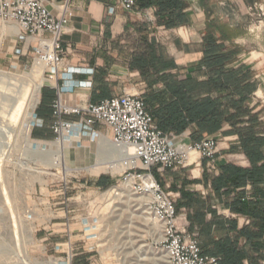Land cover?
I'll return each instance as SVG.
<instances>
[{
	"label": "crops",
	"instance_id": "obj_1",
	"mask_svg": "<svg viewBox=\"0 0 264 264\" xmlns=\"http://www.w3.org/2000/svg\"><path fill=\"white\" fill-rule=\"evenodd\" d=\"M260 1L136 0L135 8L126 10L118 0H44L56 16L65 14L69 21L62 35L66 50L63 67L55 80L50 81L44 75L42 85L47 84L41 85L39 101L35 104L32 136L40 140L54 139L53 102L59 96V89L61 98L71 104L139 93L145 98L156 125L174 134L175 141L191 142L215 136L219 150L214 168L210 167L209 159L197 157L187 167L166 171L154 168L153 171L164 189L177 195L180 211L187 213V218H182L183 224L189 232L198 234L202 252L220 257L222 264H236V261H239L237 264H264V159L252 163L241 147L235 128L228 122L212 133L200 131L196 123L179 133L173 131L167 124L170 116L165 107L176 98L169 90L170 80L213 79L214 75L202 62L209 33L222 40L224 50L236 51L238 66L252 70L255 83L252 97L264 92V72H256L248 62L244 30L249 10ZM169 22L172 25L167 26ZM154 42L160 55L176 63L175 68L143 72L135 67L140 56L150 58ZM37 44L36 37H29L25 42L26 49L33 54ZM68 68L70 71L66 72ZM65 118L74 128L71 138L59 142L66 146L65 158L73 163L96 166L100 145L104 141L112 145L110 128L103 124L84 126L74 115ZM261 124L264 136V121ZM162 125L168 128L165 130ZM76 146L83 149L75 153ZM228 164L247 170L239 184L233 182L237 173ZM221 175H224L223 184L219 180ZM105 176L96 175L95 184ZM60 188L62 193L64 185ZM58 203L64 200L54 204ZM252 243L256 244L255 250ZM149 255L160 264V255L154 252ZM163 261L168 264L166 254Z\"/></svg>",
	"mask_w": 264,
	"mask_h": 264
},
{
	"label": "rangeland",
	"instance_id": "obj_2",
	"mask_svg": "<svg viewBox=\"0 0 264 264\" xmlns=\"http://www.w3.org/2000/svg\"><path fill=\"white\" fill-rule=\"evenodd\" d=\"M247 16L248 62L264 72V0ZM7 23L13 22L0 23V264H50L54 259L58 264H158L152 252L165 264V251L152 247L161 233L148 214L147 197L122 185L120 170L77 161L65 172L59 160L53 162L60 155L59 142L32 136L28 127L36 107L30 105L38 104L49 69L26 49L23 32L15 36L3 30ZM251 103L264 121V92L254 94ZM197 157L194 152L191 160ZM98 174L111 177L112 184L96 187ZM64 184L70 200L54 204L65 199L60 193ZM114 186L120 194L110 191ZM68 231L71 244L64 235Z\"/></svg>",
	"mask_w": 264,
	"mask_h": 264
},
{
	"label": "built area",
	"instance_id": "obj_3",
	"mask_svg": "<svg viewBox=\"0 0 264 264\" xmlns=\"http://www.w3.org/2000/svg\"><path fill=\"white\" fill-rule=\"evenodd\" d=\"M118 1L126 10H133L136 5V0ZM68 21L65 14L56 16L44 0H0V23L13 22L27 38H38L35 60L49 69L45 76L50 81L57 79L63 67L66 50L62 35ZM69 71L70 68L66 72ZM60 94L61 89L53 102L51 130L54 140L61 142L74 135L73 124L65 118L67 115L79 117L80 123L87 127L105 124L110 128L113 148L120 154L115 156L120 158V182L148 198L150 215L161 232L152 247L166 252L168 264H221L220 257L202 252L198 234L189 232L183 224L182 218L186 219L187 213L177 208V195L167 192L153 171L154 168L166 171L187 167L194 162L191 160L194 152L199 159H209L210 167L214 168L219 150L217 138L209 135L199 141H175L174 134L156 125L145 98L139 93H125L84 104L68 103ZM62 193L64 203L68 204L66 184ZM68 224L63 223L64 226ZM67 233L68 244H71L72 234ZM68 255L69 258L74 256L72 252Z\"/></svg>",
	"mask_w": 264,
	"mask_h": 264
},
{
	"label": "trees",
	"instance_id": "obj_4",
	"mask_svg": "<svg viewBox=\"0 0 264 264\" xmlns=\"http://www.w3.org/2000/svg\"><path fill=\"white\" fill-rule=\"evenodd\" d=\"M166 25L170 26L172 22ZM220 40L209 33L205 41V56L202 62L214 75L213 79L203 82L190 79L169 81L171 95L176 98L165 107L170 116L168 119L170 121L167 124L173 131L179 133L196 123L200 131L212 133L220 129L223 123L228 122L233 125L239 135L243 150L252 163L257 164L261 159H264V136L261 135L263 130L261 114L259 111H255L256 107H251L252 94L255 90L253 73L249 67L238 66L235 60L236 51L224 50V44ZM135 67L143 72L149 69L159 72L175 68L176 63L171 59L164 58L163 54L160 55V50L154 42L150 58L140 56L136 59ZM213 92H216V96L213 95ZM156 113L157 117H160L159 112ZM162 118L161 116V120ZM162 126L165 130L168 128ZM229 167L237 173L233 182L239 184L246 176L247 170L230 165ZM224 168L226 167L223 166ZM219 180L223 184L224 175H221ZM111 183V177L105 176L99 179L95 185L107 188ZM177 208L179 209V204H177ZM252 237H254V233ZM221 248L223 249L224 246ZM252 249H256L255 243H252Z\"/></svg>",
	"mask_w": 264,
	"mask_h": 264
},
{
	"label": "bare ground",
	"instance_id": "obj_5",
	"mask_svg": "<svg viewBox=\"0 0 264 264\" xmlns=\"http://www.w3.org/2000/svg\"><path fill=\"white\" fill-rule=\"evenodd\" d=\"M11 25H16V26H11ZM4 28L3 30L8 32L9 35H17L19 33V31L21 32L20 30V27L17 25V24H14V23H11V24H4ZM5 33V32H4ZM38 88V87H37ZM37 90V89H36ZM39 94V88H38V93ZM17 103V102H16ZM19 103V102H18ZM36 104V100L33 102V104L30 105V107L32 108V105L34 106ZM32 126V122L29 124V127L28 129H30ZM9 127H7L8 129ZM9 130V129H8ZM100 152H101V161H99V165H102V164H106L108 165V167H110L113 171L115 170H119L121 167L119 166V161L118 159L120 158H115V156L117 155L118 157L120 156V154L117 152L116 149L113 148V144L111 145L109 142L107 141H104L103 142V146L100 148ZM103 154V155H102ZM65 155H66V146L64 144H61V149H60V155H59V158H53V162H56L59 160V162L63 165V168L65 170V172H69L71 171L73 168H74V163L69 161L67 159V157L65 158ZM118 162V163H117ZM89 168V167H88ZM119 188L114 186L110 189V191H113V192H116V194H120L119 192H117ZM148 200V198H147ZM148 204V203H146ZM148 214L150 215V212H149V209H148ZM151 220L156 224L158 225L153 219L152 217L150 216ZM159 226V225H158ZM158 226H154V227H157ZM160 227V226H159ZM159 231V228L157 229ZM159 233V232H158ZM161 233V232H160ZM161 235V234H160ZM166 254V252H165ZM166 258H167V263H168V255L166 254ZM55 261H52L50 262V264H58V260L57 259H54ZM58 261V262H57Z\"/></svg>",
	"mask_w": 264,
	"mask_h": 264
}]
</instances>
